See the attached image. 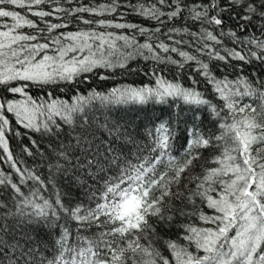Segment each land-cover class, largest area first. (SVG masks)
I'll return each instance as SVG.
<instances>
[{"label":"snow or ice","instance_id":"snow-or-ice-1","mask_svg":"<svg viewBox=\"0 0 264 264\" xmlns=\"http://www.w3.org/2000/svg\"><path fill=\"white\" fill-rule=\"evenodd\" d=\"M253 66L264 0H0V264H264Z\"/></svg>","mask_w":264,"mask_h":264},{"label":"trees","instance_id":"trees-1","mask_svg":"<svg viewBox=\"0 0 264 264\" xmlns=\"http://www.w3.org/2000/svg\"><path fill=\"white\" fill-rule=\"evenodd\" d=\"M130 20H134L135 18L134 17H130L129 18ZM72 30H75V28H73ZM225 44L228 46V47H232V44L230 41H228L227 39H225ZM132 67L133 68H141V67H145L144 63L142 61L140 62H134L132 64ZM220 68L223 67V65H219ZM246 71L247 72H251V73H255V74H259L261 73L262 70L260 67L258 66H253V67H246ZM191 74V69H186L185 70V76L187 75H190ZM219 74V73H217ZM166 75L169 76V78H171V75L172 73H166ZM201 80V83L199 85V88L202 92L205 93V95H210V92L208 91L209 89V86L207 84H205L203 82V78H199ZM148 80L147 78L143 75V74H140L139 72L137 73H133V74H117L116 78L114 80H109V81H98V84L102 87H100L98 90H106L112 86H115L117 84H132L133 86H140L144 83H147ZM184 83L185 84H188L189 82L185 79L184 80ZM93 86H96L95 84ZM86 88V86H84ZM82 90H84L82 88ZM33 94L35 95L36 94V91L33 90ZM129 107H135V106H129ZM151 111V109H149ZM155 114H159V112L157 111ZM211 119V117L209 118ZM205 123L207 124L208 121H205ZM210 127V125H209ZM24 143H27V141H24ZM41 143H46V141H41ZM12 147L13 149L15 150V152L17 154H19L20 152V148L18 147V142L17 141H12ZM176 147H179V145H177ZM20 159H22L23 161H25L28 165H32L33 164V158L32 157H26V156H21ZM40 158L39 157H36V160L38 161Z\"/></svg>","mask_w":264,"mask_h":264}]
</instances>
